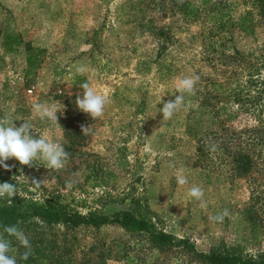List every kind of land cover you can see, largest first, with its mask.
Listing matches in <instances>:
<instances>
[{"label": "rangeland", "instance_id": "374dc122", "mask_svg": "<svg viewBox=\"0 0 264 264\" xmlns=\"http://www.w3.org/2000/svg\"><path fill=\"white\" fill-rule=\"evenodd\" d=\"M189 8L195 12L188 14ZM258 9L256 0H0V118L17 127L28 121L34 138L60 142L69 152L60 170L7 160L10 170L0 167V183L16 185L11 202L56 199L82 214L106 216L141 206L156 229L190 238L200 250L222 242L249 254L264 250V227L254 240L248 221L249 205L264 203V177L209 173L187 133L197 106L191 94H183L185 105L170 120L160 111L179 95L178 79L223 78L222 51L260 55L264 25L251 36L236 22ZM6 33L21 35L22 43L9 48ZM81 64L88 67L83 74L76 72ZM85 81L109 98L99 118L75 104ZM38 102L56 105L58 124L32 111ZM180 170L188 181L182 186ZM33 179L43 181L40 188ZM193 186L203 189L205 208L188 195ZM224 209L223 222L210 219ZM24 233L37 241L33 245L43 239V251L65 264H195L180 250L154 247L145 232L119 225L68 230L39 220ZM11 245L9 256L26 250L14 237Z\"/></svg>", "mask_w": 264, "mask_h": 264}, {"label": "trees", "instance_id": "16d2710c", "mask_svg": "<svg viewBox=\"0 0 264 264\" xmlns=\"http://www.w3.org/2000/svg\"><path fill=\"white\" fill-rule=\"evenodd\" d=\"M256 4L259 8L256 16L248 11L236 21L243 32L251 36L256 35L258 26L264 25V0H256ZM188 12L194 13L195 9L189 8ZM226 24L222 22L219 27L225 31ZM20 36L6 33L5 42L9 48L22 43ZM261 50L258 57L256 53L237 48L233 53L222 51L224 77H203L188 98L197 106L188 115L187 133L197 142L198 154L207 162L209 173L238 178L258 172L264 177V44ZM28 62L32 68L35 58L28 56ZM212 142L218 146L215 152L208 147ZM259 209L264 211V203L260 208L255 203L248 208V221L257 241L263 235L260 225L264 227ZM39 220L49 225L63 224L68 230L119 225L130 232H145L154 247L161 251L180 250L195 264H264V250L249 254L240 245L224 242L200 250L190 238H176L156 229L149 210L141 206L106 216L95 212L82 214L56 199L10 203L8 199L0 198V232L3 226L12 224H18L26 231L37 226ZM5 236L9 240L13 238ZM30 243L32 254L27 260L17 257V264H65L59 255L56 257L43 251V239H40L43 247L33 245L36 240Z\"/></svg>", "mask_w": 264, "mask_h": 264}, {"label": "clouds", "instance_id": "9594fccd", "mask_svg": "<svg viewBox=\"0 0 264 264\" xmlns=\"http://www.w3.org/2000/svg\"><path fill=\"white\" fill-rule=\"evenodd\" d=\"M88 71L86 65H78L76 72L83 74ZM199 80V76H184L178 79L176 87L179 95L175 96L174 100L163 102V107L160 109L163 115V120H170L185 105L184 93L192 94L195 90V85ZM80 87L84 90L81 96L76 97L75 104L77 108L88 114L92 119L101 117L104 114L106 104L109 98L104 94L98 93L87 81L83 82ZM162 98V97H161ZM160 98V103L162 102ZM32 111L41 119H47L55 124L58 117L59 109L55 104L46 102H38L32 105ZM34 130V125L28 121H24L17 127L13 121L7 118H0V167L5 170H10V167L5 162L10 158H15L21 165L32 166L33 162L41 161L48 169H62L68 158L69 152L65 151L62 143L45 138L39 134V138H34L31 134ZM87 127L82 128V132H86ZM209 150L215 152L217 144L212 142L208 145ZM43 181L33 179L31 184L36 188H40ZM177 183L185 185L188 183L183 171L177 173ZM67 187L73 186V181H66ZM17 194L16 185L8 182L0 183V198L8 197L11 202V197ZM188 195L200 201V207L207 206L203 200V189L198 186H193L189 189ZM229 215L227 209L210 217L212 221L223 222L225 217ZM7 237H14L19 244L26 249L21 258L27 260L32 254V246L28 236L18 226V224L5 225L3 231L0 232V264H17V260L8 253L11 250V240Z\"/></svg>", "mask_w": 264, "mask_h": 264}]
</instances>
